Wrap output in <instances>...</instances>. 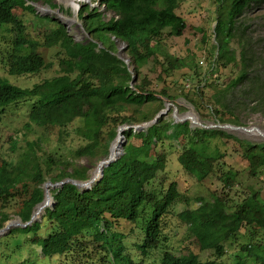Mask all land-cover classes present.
I'll return each instance as SVG.
<instances>
[{"label":"trees","instance_id":"16d2710c","mask_svg":"<svg viewBox=\"0 0 264 264\" xmlns=\"http://www.w3.org/2000/svg\"><path fill=\"white\" fill-rule=\"evenodd\" d=\"M39 1L50 9L56 8L52 0H0V29L4 28L10 35L1 62L9 76L34 75L52 67L38 49H54L52 58L59 74L23 88L0 79V114L7 109L21 115L23 112L27 121L36 127L58 128L60 137L68 135L70 129L84 142L70 157L57 159L58 173L49 181L58 183L66 178L87 180V168L76 167V158L106 155L117 127L151 120L162 105L156 94L170 98L164 89L151 90L150 84H144V78L138 84H131L132 76L138 79L141 68L149 61H159L165 75L187 67L199 84L184 86L198 100L188 95L184 99L196 111L205 108L219 118L227 112L221 97L247 77V69L223 89L218 88L216 80L208 82L207 77L218 67L234 62L228 43L233 37L235 21L245 9L263 0H231L226 18L216 19L215 44L206 52L205 72L197 70L194 57L189 56L185 62L162 51L166 37H179L185 29L184 19L176 13L182 0H89L78 11L83 30L89 35L82 42L74 41L58 21L38 40L30 37L15 12L22 10L39 17L30 4ZM96 2L114 15L104 20L101 11L91 6ZM39 18L53 22L48 16ZM112 38L125 44L132 74L116 56ZM158 55L164 61L158 60ZM250 83L255 84L256 78ZM208 86L212 87L213 94L207 104H200L199 99ZM107 127L109 130L105 132ZM123 136L121 155L103 169L98 182L83 191L69 182L50 189L53 206L44 208L38 221L17 229L34 233L43 230V237L32 240L40 242V255L58 256L61 262L69 264L91 251V242L96 243L92 252L99 257V264H215L213 261L201 263L198 255L191 252H172L166 245L165 219L173 213L175 205L189 203L177 183L167 178V156L160 149L179 144L177 161L187 175L199 183L215 177L223 189L230 191L238 184V171L222 162L224 154L212 148L211 141L227 138L237 143L244 150L242 156L252 179L264 174V142L238 139L216 128L192 129L186 122L165 120L164 115L141 131L128 128ZM33 146L23 160L0 163V209L17 195H27L18 212L22 223L30 219L33 207L43 198L45 180ZM197 203L196 208H186L177 217L187 224L200 251H211L213 259L219 260L226 253L224 244L235 242L242 234L246 241L240 244L233 264H264V200L257 190L249 191L234 203L223 194L212 197L211 201L198 199ZM7 218L5 212L0 215V227ZM121 221L134 224L140 232V242L134 244L140 253L137 261L125 254V235L116 229ZM85 263L97 264L90 259Z\"/></svg>","mask_w":264,"mask_h":264},{"label":"rangeland","instance_id":"374dc122","mask_svg":"<svg viewBox=\"0 0 264 264\" xmlns=\"http://www.w3.org/2000/svg\"><path fill=\"white\" fill-rule=\"evenodd\" d=\"M230 2L231 0H182L176 13L184 19L185 29L181 36L166 37L163 40V53L170 57L184 59L185 62L189 61V56L194 57L197 61V70L205 72L206 52L211 49V45L215 44L213 28L216 24V19L222 20L226 18ZM86 3L89 4V0L80 2L75 14L76 22L70 27L66 25L68 34L77 42L89 39V35L84 32L81 21L78 19L80 6ZM52 4L56 8L49 10L50 8L47 5L39 1L36 3L35 12L39 17L48 16L53 18V22L42 21L35 15L22 10H16V15L22 20L28 34L33 39L38 40L45 30L54 28L59 15L74 17L71 9L59 3L58 0H52ZM91 5L101 11L104 20H108L114 15L111 11L105 10L103 6L100 7L97 2ZM39 7L46 8L48 11L46 13H44L45 11L40 12ZM57 8L60 10L59 15L55 13ZM9 39L10 35L5 32L4 28L0 29V79H5L9 83L23 88L31 87L35 83L50 79L59 74L58 67L52 58L54 49L40 47L38 51L46 62H50L51 68L42 70L34 75L9 76L5 66L1 62L2 54ZM113 44L116 49V56L120 60L128 62L123 49L125 48V44L116 39L113 40ZM228 46L233 51L234 62L225 67H218L213 75H208V82L216 80L218 88L223 89L243 69H247L248 75L241 83L223 93L221 103L225 105L227 112L225 111L220 118L209 113L205 108L198 112L190 103L185 101L184 96H191L192 94V91L187 89L189 84H199L191 76V72L187 70V67L174 70L169 75H165L161 71L159 61H149L141 68L140 77L138 79L134 77L132 84H138L140 79L144 78V84H150L151 90L153 89L155 92H159L161 89L166 90L170 97L169 99L156 94L162 100L160 109L164 107V103L167 101L172 104L164 115L165 120H172L173 115H175L176 118L186 119L192 125H196L198 123L196 120L192 121L186 116L182 118L183 115L192 110L197 115L198 121L204 125L231 124L234 126H244L243 128L257 126L264 130V0L245 9L242 15L237 18L234 24L233 37L230 39ZM158 58V60L164 61L162 56L158 55ZM188 74L189 76H187ZM254 78H256L257 84L250 83V80ZM185 84H188V86L185 87ZM212 94V87L208 86L204 88L203 97L199 99V103L207 104V100L209 102ZM193 99L195 101L198 100L197 97H193ZM154 107L155 105L151 106V109ZM141 109L144 111L146 107ZM0 116V163L1 161L18 162L19 160H23L24 155L30 153V146L34 145L33 150L38 158L45 181H49L51 177L58 173V158L64 159L70 157L73 155V150L84 143L78 136H74L70 129L68 135L62 134V137H60V130L58 128L43 129L30 124L26 117L23 116V112L21 115L18 111L7 109ZM235 121L236 124L233 123ZM77 124L78 122H74V125ZM74 125L72 124V126ZM193 127L198 128L196 126ZM107 130H109L108 127L105 129V132ZM222 131L238 139L256 143L264 142L229 130ZM36 142L37 144H34ZM211 147L217 148L220 153L224 154L222 162L229 168L238 171V184L230 191L223 189L215 177H208L199 183L187 175L177 161L179 144H177V147L173 146L170 148L165 146L160 149L167 156L165 167L167 178L177 183L178 189L187 196L189 203L188 205H175L173 213L165 219L164 233L168 237L166 245L169 250L175 253L186 254L191 252L197 254L201 263L213 261L215 264H233L236 259L235 255L239 253L240 244L246 241L242 234L238 235V239L235 242H226L224 244L226 251L224 257L215 260L211 251L199 250V245L194 236L188 231L187 224L180 220L177 214L186 208H196L198 199L211 201L212 197L216 195L220 196V194L225 195V198L230 203H234L240 201L249 191L257 190L260 197L264 200V174L257 179L249 177L246 162L242 156L244 150L233 140L227 138L212 140ZM106 155L102 156L99 153L97 157L92 159L87 157L76 158L74 164L76 167L87 168V175L89 177L90 172L97 166L98 162L107 157ZM30 188L32 187L30 186ZM27 197V195H17L14 200L5 205L4 209H0V215L3 212L8 215L7 220L2 223L0 229L6 223L20 220L18 212L23 200ZM134 226L132 223L121 221L116 226V229L122 231L125 235L123 239L125 254H128L134 261H137L140 258V253L134 244L140 242L141 235L139 230L135 229ZM17 228L21 227H12L4 232H0V264H69V262H61L62 259L58 256L44 257L40 255V242H33L32 240L36 237H43V230L34 233L33 231L24 232ZM11 229L12 232L9 233ZM95 247V242L89 243V250L91 251L87 252L83 258H76V261L73 260L74 264H89L85 263L88 259L99 264V257L95 256L92 252V249ZM105 264L109 263L106 262Z\"/></svg>","mask_w":264,"mask_h":264},{"label":"water","instance_id":"95a60500","mask_svg":"<svg viewBox=\"0 0 264 264\" xmlns=\"http://www.w3.org/2000/svg\"><path fill=\"white\" fill-rule=\"evenodd\" d=\"M34 9L37 7L36 6V3H30ZM92 6V5H91ZM43 8V7H42ZM46 13L48 10L46 8L43 9ZM51 10V9H49ZM40 12H43L42 10H39ZM56 14H60V10L57 8L56 11H55ZM61 15H59L57 17L58 19V22L62 23L65 27H66V24L61 20L60 18ZM76 16V15H75ZM67 29V27H66ZM124 49V48H123ZM124 64L126 65V68H127V71L132 74V67L128 66L126 64V62H124ZM130 67V68H129ZM133 79H134V76H132V81H131V84L133 83ZM167 101V100H166ZM172 104L170 102H166L164 103V107L162 109H160L156 114L155 116L147 121V122H142V123H139V124H136V125H133V126H128V125H121L119 127H117V134L115 135L114 139L109 143V146H108V154L106 155L107 157L103 160H101L100 162H98L97 166H99V174L96 178H90V176L88 177L87 180L85 181H77V180H72V179H64L63 181L61 182H58V183H51L50 181H45L43 184H42V189H43V198H42V201L37 204L36 206L33 207L32 209V212H31V215H30V219L25 222V223H21L20 224V220L18 221H11L9 223H6V225L0 229V232H4L6 230H8L9 228H12V227H21V228H24L26 226H28L29 224H31L32 222H34L35 220L37 219H40L42 214L35 218L34 217V210L37 206L41 205L43 200H44V195H45V191L48 190L47 188L49 187V190L54 188V187H60L63 183H67L69 182L70 184H72L73 186H75L78 190H88L92 185H94L96 182L99 181V179L102 177V174H103V169L108 166L109 164H111L112 162L116 161L118 159V157L121 155L122 153V146L124 145L125 143V140H124V136H123V132L125 130H127L128 128H132L133 131H141L143 129H146L147 127H149L150 125L156 123L158 121V119L162 116V115H165L166 112L169 110V107L171 106ZM172 122L173 123H183V122H187L189 127H191L192 129L194 128L193 126H196L198 128H204V129H210V128H217V129H222V130H227L228 129H231V130H238V129H242L244 126H234V125H231V124H212V125H204L202 124L201 122L197 125H192V123L186 119H177L175 115H173V119H172ZM253 128V127H252ZM119 138L121 140V143H120V151L118 153V155L116 157H111L110 156V148H111V144L115 141L116 138ZM95 167V168H96ZM94 168V169H95ZM52 199V198H51ZM53 206V200L51 201V203L49 205H47V207H52Z\"/></svg>","mask_w":264,"mask_h":264},{"label":"bare ground","instance_id":"6f19581e","mask_svg":"<svg viewBox=\"0 0 264 264\" xmlns=\"http://www.w3.org/2000/svg\"><path fill=\"white\" fill-rule=\"evenodd\" d=\"M82 1L83 0H58L59 3L63 4L67 8H70L74 14V17H72V18L71 17H65L63 15L60 16L61 20L67 26L70 27L76 22L75 14L79 8L80 2H82ZM43 9L44 8L39 7V10L44 11ZM185 116L188 119H191L192 121L196 120L198 122L197 124L200 123V121H198L197 115L192 110L188 111L185 115L182 116V118H184ZM177 119H179V118H177ZM228 130L232 131V132H236L238 134H243L245 136L252 137V138L259 140V141H264V130L257 127V126H255L253 128L249 127V128L238 129V130H231V129H228ZM121 140L117 137L115 139V141L111 144V148H110V156L111 157H114L119 153ZM98 174H99V166L90 172V178H96L98 176ZM47 189L48 190L45 191L44 200H43L42 204L37 206L34 210V217L35 218L39 217L43 213L44 208H46L47 205H49L52 201L49 187Z\"/></svg>","mask_w":264,"mask_h":264},{"label":"built area","instance_id":"2783aa9c","mask_svg":"<svg viewBox=\"0 0 264 264\" xmlns=\"http://www.w3.org/2000/svg\"><path fill=\"white\" fill-rule=\"evenodd\" d=\"M123 62H126V64L129 66V60H128V62L127 61H123Z\"/></svg>","mask_w":264,"mask_h":264}]
</instances>
